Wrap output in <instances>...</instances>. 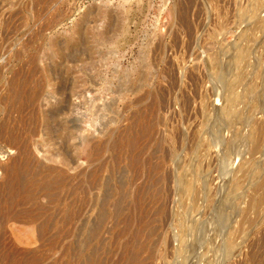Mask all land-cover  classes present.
<instances>
[{
  "label": "rangeland",
  "instance_id": "rangeland-1",
  "mask_svg": "<svg viewBox=\"0 0 264 264\" xmlns=\"http://www.w3.org/2000/svg\"><path fill=\"white\" fill-rule=\"evenodd\" d=\"M234 4L0 0V185L24 144L65 181L45 234L0 188V264H264V26L239 58Z\"/></svg>",
  "mask_w": 264,
  "mask_h": 264
},
{
  "label": "bare ground",
  "instance_id": "bare-ground-1",
  "mask_svg": "<svg viewBox=\"0 0 264 264\" xmlns=\"http://www.w3.org/2000/svg\"><path fill=\"white\" fill-rule=\"evenodd\" d=\"M234 1L238 7V12H239L237 13L236 11V13L240 14L239 17L238 16L237 17L241 18L242 20V21L238 20L239 23L240 22L243 23L244 21L247 22V24L245 23L246 24L245 26H247V28L245 29V33L243 32V35L240 37L239 43L242 45H240V52H238V55L243 54L244 56L249 57L250 55L247 48L248 39H250L254 35L253 30H255L258 27L264 26V19L261 20V16L258 17L262 12H264V0H234ZM233 10H235V7ZM248 25L250 27H248ZM240 55L238 56L239 58H241ZM226 73L227 71L223 73V76L224 75L226 76ZM255 125L257 126V124ZM258 130L259 129L257 127L254 128L252 132L253 137L259 136L256 135V133L258 134L260 133ZM26 146L27 145L25 144L23 145L22 157H20V159L18 160H15L9 166L7 173V177H8L7 181L4 184H1L0 188L3 191H7L11 203L17 202V204H21L25 206L22 209L23 211L20 213L21 216L19 217V219L26 223L37 224L41 234H45L46 232L49 233V230L52 228L53 224L55 223L56 217L54 216V213L50 211L48 206L43 207L41 204H39V199L44 195H50L51 191H53L55 187H60V188L64 187L65 181L64 178L60 175V173L55 172L53 167L50 166L46 167L42 165L40 161L32 158L30 153L27 151ZM52 199L53 198H51V200ZM263 199L264 197H261L260 199H257L255 203L257 205H260ZM76 214L77 215H73L72 212H66L63 214L62 220L66 222L65 226H68V228L71 227L70 224L72 222L77 223L76 226L78 229L77 232L81 234V232L83 231V220H82L81 210L78 209ZM246 216H247L246 210H244L242 221L247 220L248 217L246 218Z\"/></svg>",
  "mask_w": 264,
  "mask_h": 264
}]
</instances>
